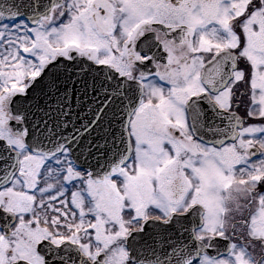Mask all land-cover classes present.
<instances>
[{
	"label": "snow or ice",
	"instance_id": "1",
	"mask_svg": "<svg viewBox=\"0 0 264 264\" xmlns=\"http://www.w3.org/2000/svg\"><path fill=\"white\" fill-rule=\"evenodd\" d=\"M0 264H264V0H0Z\"/></svg>",
	"mask_w": 264,
	"mask_h": 264
}]
</instances>
